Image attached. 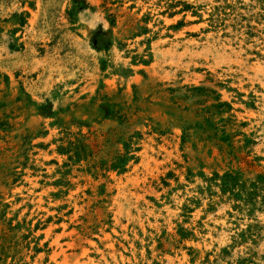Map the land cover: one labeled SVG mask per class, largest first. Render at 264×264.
Instances as JSON below:
<instances>
[{
	"label": "rangeland",
	"instance_id": "1",
	"mask_svg": "<svg viewBox=\"0 0 264 264\" xmlns=\"http://www.w3.org/2000/svg\"><path fill=\"white\" fill-rule=\"evenodd\" d=\"M0 264H264V0H0Z\"/></svg>",
	"mask_w": 264,
	"mask_h": 264
},
{
	"label": "bare ground",
	"instance_id": "2",
	"mask_svg": "<svg viewBox=\"0 0 264 264\" xmlns=\"http://www.w3.org/2000/svg\"><path fill=\"white\" fill-rule=\"evenodd\" d=\"M223 225H225V226H226L227 224H226V223H223Z\"/></svg>",
	"mask_w": 264,
	"mask_h": 264
}]
</instances>
